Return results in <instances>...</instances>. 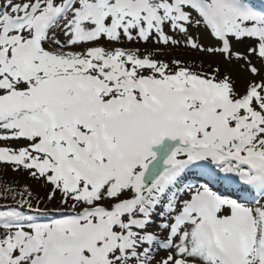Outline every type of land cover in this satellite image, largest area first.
Returning a JSON list of instances; mask_svg holds the SVG:
<instances>
[{
    "label": "snow or ice",
    "instance_id": "snow-or-ice-1",
    "mask_svg": "<svg viewBox=\"0 0 264 264\" xmlns=\"http://www.w3.org/2000/svg\"><path fill=\"white\" fill-rule=\"evenodd\" d=\"M0 165V264H264V0H0Z\"/></svg>",
    "mask_w": 264,
    "mask_h": 264
},
{
    "label": "rangeland",
    "instance_id": "rangeland-1",
    "mask_svg": "<svg viewBox=\"0 0 264 264\" xmlns=\"http://www.w3.org/2000/svg\"><path fill=\"white\" fill-rule=\"evenodd\" d=\"M172 55L181 59H190L195 57L197 58V62H199V59L201 58L205 61L219 59L218 57H209L202 53L191 52L190 50H186L183 48L174 51ZM25 184H31L33 186V190L39 192L40 195L45 194L46 190L40 188L39 185L36 184V182L29 180L26 173L15 172L10 168H6L5 166L0 165V192L4 191L6 187H12L18 190Z\"/></svg>",
    "mask_w": 264,
    "mask_h": 264
}]
</instances>
